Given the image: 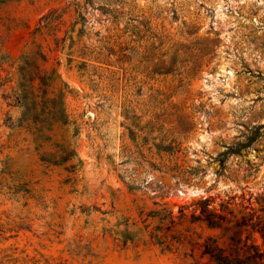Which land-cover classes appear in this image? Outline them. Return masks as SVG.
Returning <instances> with one entry per match:
<instances>
[{
	"label": "rangeland",
	"instance_id": "obj_1",
	"mask_svg": "<svg viewBox=\"0 0 264 264\" xmlns=\"http://www.w3.org/2000/svg\"><path fill=\"white\" fill-rule=\"evenodd\" d=\"M22 64L65 92L49 140ZM209 238L264 254V0L0 2V264H217Z\"/></svg>",
	"mask_w": 264,
	"mask_h": 264
},
{
	"label": "trees",
	"instance_id": "obj_2",
	"mask_svg": "<svg viewBox=\"0 0 264 264\" xmlns=\"http://www.w3.org/2000/svg\"><path fill=\"white\" fill-rule=\"evenodd\" d=\"M7 0H0L4 2ZM46 58L45 55H42ZM22 70L18 93L20 103L24 107V112L20 121L22 123H30L37 139L49 140L51 137L46 133L52 129L56 122H68V115L64 105L65 92L62 88L58 89V94L49 97L50 87L55 88L58 75L56 71L49 75H28L25 64L20 66ZM39 80V85L35 86V81ZM205 220L210 225H218L215 214L209 212ZM254 252L249 251L245 258L226 254L224 250L217 244L215 239L209 238L205 244V253L208 254L217 264H264V254L258 251L256 247Z\"/></svg>",
	"mask_w": 264,
	"mask_h": 264
}]
</instances>
